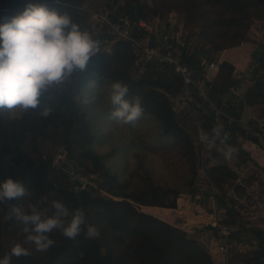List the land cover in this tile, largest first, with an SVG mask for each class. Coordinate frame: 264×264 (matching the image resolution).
Masks as SVG:
<instances>
[{
	"label": "trees",
	"instance_id": "obj_1",
	"mask_svg": "<svg viewBox=\"0 0 264 264\" xmlns=\"http://www.w3.org/2000/svg\"><path fill=\"white\" fill-rule=\"evenodd\" d=\"M10 1L0 0V23L20 13L29 2L45 3L50 9L67 13L79 26L86 21V15L80 9L84 0H15L9 7ZM152 3L149 5L140 0H131L114 10L113 16H126L132 34L141 39L144 33L136 25L139 20L148 21V16L157 14L160 9L183 11L191 25L198 28V38L202 42L199 49L195 48L185 56L188 64L197 71L202 68L201 58L212 60L210 52L216 53L238 45L246 35L251 18L262 19L264 25V0H153ZM134 62L135 52L131 42L117 39L110 51H99L90 59L86 71L73 74L59 88L51 90L36 109L7 119L6 108H0V183L11 178L23 182L26 189L25 196L0 203V258L11 252L4 237L22 232L15 221H5L4 217L10 209L14 205L24 207L26 204L48 208L46 192L54 189L56 194L50 197L51 201L63 202L70 213L83 210L85 223L81 225V233L72 240L66 238L61 230L53 229L48 235L54 244L46 252H30V255L19 258L13 256L11 264H214L209 252L195 239L188 237L180 224H172L138 207L177 208L180 194L177 188L159 185L150 179L144 186L134 187L129 179H120L116 173L109 171L92 147L95 136L81 111L77 95L89 81L100 78L121 81L129 88L126 99L131 101L139 97L143 114L153 117L161 128L160 135L171 138L191 162L190 183L193 182L196 168L192 142L177 122L169 97L162 90L165 77L162 79L160 75L153 78L156 71L147 67L139 78H133L131 71ZM233 68L231 63L222 60L217 74L221 75L226 69L224 80L221 85L211 81L208 91L211 100L221 109L229 111L235 119L219 123L211 113L203 117L201 129L211 136L212 129L222 128L229 137L227 145L248 157L249 153L241 147L237 138L244 136L255 143L257 138L246 132L237 119L245 105L262 106L261 113L264 115V41L258 45L254 61L253 71L258 75L238 101L231 96L227 99L222 97L233 84ZM168 70L177 80L173 71ZM45 107L51 109L47 118L40 115ZM45 142L62 145L67 157L73 160L71 163L75 171L81 166L88 173L98 172L102 179L101 186L112 196L102 197L84 191L87 196L81 197L80 191L69 189L66 183L53 184L48 175L50 163L33 159V155L41 157ZM215 144L220 142L216 141ZM7 156H17L19 163L5 161ZM66 166L70 172V167ZM208 176L214 185L220 187L232 183L237 174L224 161H220L208 168ZM234 187L241 189L238 184H234ZM41 201L44 203L41 204ZM223 223L235 225L233 219ZM88 226H95L99 230L98 238L85 237ZM238 227L244 229L241 224ZM203 228L218 229L213 224ZM251 232L256 238L255 248L244 261L246 264H264V229L254 228ZM229 237L242 239L233 230Z\"/></svg>",
	"mask_w": 264,
	"mask_h": 264
},
{
	"label": "rangeland",
	"instance_id": "obj_2",
	"mask_svg": "<svg viewBox=\"0 0 264 264\" xmlns=\"http://www.w3.org/2000/svg\"><path fill=\"white\" fill-rule=\"evenodd\" d=\"M130 1L84 0L81 4L80 9L85 13L86 21L81 24L80 28L88 31L94 39L100 42L99 51H110L113 42L110 37L106 36L104 29L90 30L94 16L107 10H110L114 15V10L127 5ZM140 1L149 5L153 4V0ZM147 19L151 25L159 27L169 21H174L180 40L185 47L187 46L189 52L195 48L199 49L202 44L198 38V28L191 25L183 11L174 8L160 9L157 14H151ZM263 41V20L251 18L244 39L236 45L241 46V51L248 55L246 69L243 71L252 73L250 81L240 86V98L258 75L253 71L254 61L258 45ZM221 51L210 52L212 59L220 60ZM155 71L156 74L153 73V78L160 75H162V79L165 77V80L163 79L165 86L162 87V90L169 97L177 122L185 129L192 142L196 168L192 184L190 183L191 162L181 153L171 138L160 135L161 128L153 117L142 114L135 124L129 125H117L109 119L112 107L108 100V85L112 81L105 78L89 81L77 95L81 111L95 136L92 147L95 153L102 157L109 171L116 173L120 179H129L134 187L144 186L147 179H150L153 183L177 188L180 191L177 220L180 223L183 219L187 223L180 224L181 229L209 252L214 264H246L244 259L248 258L255 248L256 238L251 230L254 228L264 229V138H257V143H255L244 136L238 137L241 147L249 153L248 157L236 152L233 159L226 160L220 150L223 147L221 144H206L199 140V135L202 132V119L211 115L206 106L193 96L190 99L171 71L166 68ZM240 71L242 70H236L234 66L231 73L233 82L234 74ZM142 72L134 66L131 75L133 78H139ZM226 72L227 70L224 69L221 75L216 73L212 82L221 85ZM229 96L235 97L227 88L222 97L227 99ZM261 108L260 105H245L240 110L237 122L250 135L253 130L258 129V122L254 118L264 123ZM223 111L225 114L217 117L219 123L232 122L235 119L229 111ZM20 114H10L6 109L5 116L7 119H13L19 117ZM33 157L36 162L41 160L50 163L51 169L48 175L53 184L64 185L66 183L71 190L88 191L92 195L102 197L112 196L105 187L101 186L102 179L98 172L88 173L81 166H78V169L72 173L68 172L66 165L72 159L67 157L66 150L62 145L45 142L41 157L36 155ZM5 161L12 163V156L5 157ZM220 161L229 165L236 172L237 177L232 183L219 187L209 179L208 168ZM88 165L90 167V162ZM75 180L79 181L81 185H77ZM234 184L240 185L241 189H235ZM55 194L54 189H48L46 192L45 197H49L47 202V207L50 209L49 215L53 211L51 210L50 197ZM197 202L201 207L196 206ZM27 205L24 207L27 208ZM138 207L163 218L170 213L157 206L138 205ZM231 219L235 221L232 230L235 231L237 237L242 239L228 237L226 251L220 252L217 250L218 245L221 244L218 229L203 227L212 225L214 222L221 224L223 221ZM70 220L68 217L65 218V224ZM240 224L244 227L243 230L237 228V225ZM4 240L11 248L20 243L30 252H36L34 245L24 243L25 235L20 231L6 235Z\"/></svg>",
	"mask_w": 264,
	"mask_h": 264
},
{
	"label": "clouds",
	"instance_id": "obj_3",
	"mask_svg": "<svg viewBox=\"0 0 264 264\" xmlns=\"http://www.w3.org/2000/svg\"><path fill=\"white\" fill-rule=\"evenodd\" d=\"M99 50L100 42L74 23L67 13L61 14L45 3H27L20 13L0 23V108H6L10 114L36 109L51 90L59 88L73 74L86 71L90 59ZM128 92V86L121 81L108 85L112 107L109 119L117 125L135 124L143 114L139 97L130 101L126 99ZM50 114L51 109L47 107L40 112L45 118ZM228 139L220 127L212 129L211 136L206 132L199 135L201 143L215 145L219 141L224 158L231 160L236 149L227 145ZM25 195V186L19 180L9 178L0 183V203ZM51 210L49 215L50 209L36 204H29L27 208L14 205L4 219L15 221L21 228L25 244L34 245L38 252H46L54 244L48 235L53 229L74 240L85 223L83 210L70 213L61 201H51ZM69 215L72 218L65 224ZM99 235L95 226H88L87 239ZM30 254L28 248L17 243L9 254L0 258V264H11L13 256Z\"/></svg>",
	"mask_w": 264,
	"mask_h": 264
},
{
	"label": "built area",
	"instance_id": "obj_4",
	"mask_svg": "<svg viewBox=\"0 0 264 264\" xmlns=\"http://www.w3.org/2000/svg\"><path fill=\"white\" fill-rule=\"evenodd\" d=\"M136 25L144 33V37L141 39L136 38L132 34L127 17L123 19L114 18L113 13L107 10L94 16V22L90 25V30L95 28L104 29L106 36L110 37L112 42L117 39L130 41L135 52L134 66L140 71L147 67H152L154 70L158 69L159 71L164 68L172 70L178 83L183 87L184 92L190 99L193 96L201 101L215 117L225 114L223 109L211 100L208 91L209 83L216 76L222 60L201 58L202 68L197 71L188 64L185 58V56L189 55V51L187 46L185 47L180 40L174 21H169L159 27L151 25L148 21L139 20ZM182 47H184L183 51ZM224 51L225 49L221 52ZM251 76V71H240L234 74V82L229 89L230 93L235 96V101L240 98V86L249 82ZM228 120L230 121L231 119L229 118ZM254 120L258 122V129L253 130L252 135L256 138H264V123L256 118ZM71 162L67 164L69 167L72 165ZM70 172L72 173L73 171L71 170ZM212 224L218 228L221 239V244L218 245L217 250L225 252L226 240L231 233L232 226L225 223L214 222Z\"/></svg>",
	"mask_w": 264,
	"mask_h": 264
},
{
	"label": "crops",
	"instance_id": "obj_5",
	"mask_svg": "<svg viewBox=\"0 0 264 264\" xmlns=\"http://www.w3.org/2000/svg\"><path fill=\"white\" fill-rule=\"evenodd\" d=\"M220 60L227 61L231 63L233 66H235L236 70H245L246 69V60H248V55L246 52L241 51V46H236L233 48H227L224 52H221V58ZM198 207H201L200 203L197 202ZM163 211H169L167 217H164L165 220L172 224H187L183 219H181L182 222H178L177 220V214L178 209L177 208H162Z\"/></svg>",
	"mask_w": 264,
	"mask_h": 264
},
{
	"label": "water",
	"instance_id": "obj_6",
	"mask_svg": "<svg viewBox=\"0 0 264 264\" xmlns=\"http://www.w3.org/2000/svg\"><path fill=\"white\" fill-rule=\"evenodd\" d=\"M14 1L15 0H11L10 3L8 4V6L10 7L13 4ZM12 161L15 164H18L19 163V158L17 156H14V157H12ZM70 168H71L72 171H74L72 165H70ZM75 182H76L77 185H79V186L81 185V183L79 181H75ZM80 195H81V197H86L87 196L83 191H80Z\"/></svg>",
	"mask_w": 264,
	"mask_h": 264
}]
</instances>
